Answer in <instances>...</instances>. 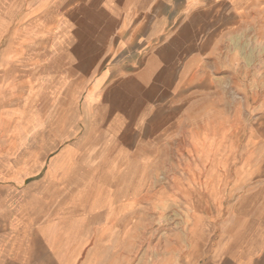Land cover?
<instances>
[{
	"label": "crops",
	"instance_id": "crops-1",
	"mask_svg": "<svg viewBox=\"0 0 264 264\" xmlns=\"http://www.w3.org/2000/svg\"><path fill=\"white\" fill-rule=\"evenodd\" d=\"M252 40L260 63L264 0H0V264H124L164 147L246 81ZM44 96L59 115L18 121ZM262 172L183 187L222 211L195 217V264H264Z\"/></svg>",
	"mask_w": 264,
	"mask_h": 264
},
{
	"label": "rangeland",
	"instance_id": "rangeland-1",
	"mask_svg": "<svg viewBox=\"0 0 264 264\" xmlns=\"http://www.w3.org/2000/svg\"><path fill=\"white\" fill-rule=\"evenodd\" d=\"M250 48L251 72L244 75L246 81H236L234 91L228 97L215 100L217 107H212L210 99L204 100L201 116L207 118V125L216 116L218 123L225 125L224 130L213 135L220 138L219 144L212 139L206 125L199 131L174 134L170 144L164 147L165 160L160 163L154 183V208L147 209L145 206L140 213L137 247L124 264H195L198 258L191 254L187 256L186 252L195 251L196 255L210 245L192 240L195 217L212 218L222 211L210 201L209 194L194 189L184 195L181 190L209 180L210 172L220 169L237 170L247 164L250 170L264 172V162L241 160L264 152V61L261 58L259 63L255 59L258 50L257 44L254 49L253 40ZM261 53L263 55V50ZM255 60L256 65L253 63ZM40 100L42 102L38 105ZM56 105L49 97H32L25 104V117L21 113L18 121L29 123L35 118L48 121L59 115ZM193 140L196 143L190 144ZM219 154H233L234 160L229 157L228 161H212ZM251 180L264 181V178Z\"/></svg>",
	"mask_w": 264,
	"mask_h": 264
}]
</instances>
